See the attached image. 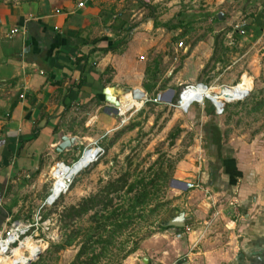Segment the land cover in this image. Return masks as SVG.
Instances as JSON below:
<instances>
[{"label":"crops","instance_id":"0c3cea01","mask_svg":"<svg viewBox=\"0 0 264 264\" xmlns=\"http://www.w3.org/2000/svg\"><path fill=\"white\" fill-rule=\"evenodd\" d=\"M209 1L215 7L238 0ZM118 2L0 0V232L19 205V189L38 187L46 169L73 160L80 147L113 129L115 108L101 91L109 86L115 96L112 88L120 85L105 72L121 60L110 15ZM258 8L254 25L263 33L264 6ZM200 116L203 122L208 117ZM216 125L222 147L203 151L200 135L196 157L173 174L199 185L169 189L183 225L165 224L177 214L172 208L168 227L135 251L145 261L131 257V264H264V132L224 140ZM61 135L74 142L56 153ZM227 156L233 163L222 166Z\"/></svg>","mask_w":264,"mask_h":264},{"label":"rangeland","instance_id":"374dc122","mask_svg":"<svg viewBox=\"0 0 264 264\" xmlns=\"http://www.w3.org/2000/svg\"><path fill=\"white\" fill-rule=\"evenodd\" d=\"M120 1L111 7L110 15H113L112 24L118 30L116 39H121L117 46L121 60L116 69L106 68L105 72L116 75L115 82L120 85L112 86V91L117 99L128 94L120 104L127 110L119 115L113 110L116 116L113 129L99 138H96L98 134L95 136L103 153L95 162L78 171L67 190L51 205L44 206L43 215L51 217L57 238L33 260L37 264H68L71 261L81 236L76 235L60 250L54 251L55 245L63 242L65 235L77 224L85 227L90 220L86 213L68 221L64 217L65 209L97 193L105 183L125 170L137 174L149 165L162 166L168 178L159 195H164L167 202L156 209L152 207L141 227L137 228V223L134 228L133 224L127 225L118 240L125 249L133 239L137 242L136 249L110 264H131V257L138 262L140 258H135L134 253L140 243L160 230L157 225H164L167 212L172 208L181 211L177 197L171 196L168 182L171 178L177 179L173 174L181 164L196 157L202 123H206L199 109L210 105L209 100L203 99L202 103L195 102L186 110L177 107V92L185 83L213 87L220 84L231 92L249 88L245 98L225 104L220 114L213 112L216 123L220 125L224 140H249L264 132V32L254 25V14L260 11L259 4L264 6L263 0L230 1L215 7L208 0ZM219 11L221 13L217 15ZM242 24L248 27L242 29L243 34L235 32V27L242 28ZM178 40L183 43L180 48L176 47ZM139 55L144 58L140 60ZM143 83L148 85V91L143 88ZM235 83L237 85L233 86ZM136 88L143 91L145 97L133 98L131 90ZM169 88L173 90L170 101L156 98ZM202 96L213 95L207 90L202 91ZM144 98L149 100L143 102ZM66 163L56 168L59 171L51 169L50 173L58 175L68 167ZM49 170L44 171L38 187H31L28 183L26 188L19 189L14 196L19 205L15 206L6 226L14 219H24L46 198L52 181ZM172 188H176L175 185ZM55 197L56 194L48 196L47 200ZM11 198L9 196L8 201ZM113 253L116 249H109L102 260Z\"/></svg>","mask_w":264,"mask_h":264},{"label":"trees","instance_id":"16d2710c","mask_svg":"<svg viewBox=\"0 0 264 264\" xmlns=\"http://www.w3.org/2000/svg\"><path fill=\"white\" fill-rule=\"evenodd\" d=\"M142 86L145 90H149L146 83H143ZM199 113L208 116L206 123H202L203 127L201 128V137L204 142L203 151H207L211 145L218 150L222 146L219 143L220 135L212 105L200 108ZM221 161L222 166L227 167L233 163V158L227 156L223 157ZM167 178L168 174L159 165H149L137 174H130L125 170L105 183L97 193L82 198L77 205L68 206L64 214L68 221H74L82 214L88 213L90 223L85 227L77 224V227L65 235L63 242L55 245L54 251L62 249L65 245L70 244L76 235H80L78 249L68 264H110L112 260L122 259L134 252L137 243L135 240L132 239L129 247L124 249L122 241L118 240V237L127 229L128 224H133L132 228L136 223L139 225L137 228L141 227L147 221L148 213L151 212L152 207L156 209L167 202L164 195H159V192L166 187ZM167 227L166 225H157L160 230ZM78 229L81 230V233ZM109 249L110 251L116 249V253H113L108 259L102 260L108 254ZM28 264L37 263L35 260Z\"/></svg>","mask_w":264,"mask_h":264},{"label":"built area","instance_id":"2783aa9c","mask_svg":"<svg viewBox=\"0 0 264 264\" xmlns=\"http://www.w3.org/2000/svg\"><path fill=\"white\" fill-rule=\"evenodd\" d=\"M81 5H83V1H78L77 6ZM236 28L239 29L238 27ZM14 31L15 29H12L10 30V33ZM239 33H243V31L239 29ZM182 46V41L178 40L176 42V47L180 48ZM138 58L142 60L144 57L143 55H139ZM196 84L201 85L202 83H185L182 86V88L177 93L176 106H178L180 102L181 95L185 93L189 94L188 91H191L194 86H197ZM235 85L237 84L235 83L233 86ZM248 92L249 88L241 89L238 91V95L233 99L228 100L222 96L219 102L216 103L215 101H212L213 104H210L213 107V112L215 114L222 113L225 104L245 98L248 95ZM145 100L148 101L149 99L144 98L143 102ZM152 100L154 101V99ZM195 102L197 101L194 99H189L188 106ZM197 103H202V101H198ZM114 108L116 110V114L119 115L120 112L118 106ZM90 150L94 151L91 155V158L87 159L86 163L82 165L78 171L95 162L100 154L103 153V148L100 145L98 139L90 141L87 145L83 146L77 156L71 160L69 164L66 163V165L72 166L74 163L78 162L86 152ZM61 164L65 163L59 161L56 162L53 166V169H56ZM51 175L52 181L48 188V195L46 198L42 200V202L39 203L27 217L24 219H16L11 221L9 225L0 232V260H2V262L5 264H28L38 257V255L43 251L49 242H52L57 238L55 233L56 228L52 227L53 222L51 217L44 216L43 210L44 206L51 205L59 195L63 194L67 190L70 182L66 181L64 185L59 186V190L56 189V197L48 201L47 198L53 192L54 186L57 182L56 177L53 174ZM60 183L58 182L57 185ZM185 184L188 188L199 186L196 181H186Z\"/></svg>","mask_w":264,"mask_h":264},{"label":"bare ground","instance_id":"6f19581e","mask_svg":"<svg viewBox=\"0 0 264 264\" xmlns=\"http://www.w3.org/2000/svg\"><path fill=\"white\" fill-rule=\"evenodd\" d=\"M197 86H194L192 88L191 91H188V93L182 94L181 95V99L180 102L178 104L177 107L181 108L182 110H186L188 108V103H189V99H194L195 101H202L203 99H207L210 102L211 101H215L216 103L220 101L221 97H225L226 99L230 100L235 98L238 95V92H231L229 89H226L227 87L224 85H218V86H208V85H204V84H196ZM219 89V90H218ZM209 91L213 96H209L208 98H206L205 96H202V91ZM201 91V92H200ZM168 95V94H167ZM128 94L124 93L122 94L119 98H118V109L119 112H124L127 109H122L120 104L124 99H127ZM164 98V97H163ZM167 98L165 97V100ZM164 100V99H163ZM168 101V100H166ZM187 103V105H186ZM93 150H90L88 152H86L82 158L74 163L72 166H68L66 169L61 170L58 175H55L57 182L54 186V190L53 192L49 195L52 196L54 194H56V189L59 190V186L64 185L66 183V181L71 182V178L78 172L79 168L84 165L87 161V159L91 158V155L93 154ZM60 183L57 185V183ZM173 186V185H172ZM0 264H5L4 262H2V260H0Z\"/></svg>","mask_w":264,"mask_h":264},{"label":"water","instance_id":"95a60500","mask_svg":"<svg viewBox=\"0 0 264 264\" xmlns=\"http://www.w3.org/2000/svg\"><path fill=\"white\" fill-rule=\"evenodd\" d=\"M101 92H102V95H103V99L108 104H110L113 107L118 106V99H117L116 96L111 94V88L109 86H105L102 89ZM166 94H168V95H166ZM172 95H173V90L169 88V89L163 91L161 94H157L156 98L158 100L164 102L163 97L164 98L166 97L167 100L170 101ZM131 96L133 98H135V99H139V98L145 97V94H144L143 91H141V90L136 88V89H132L131 90ZM210 103L213 104L212 101ZM73 142H74V138L73 137H68V136H65V135H61L60 136V141L55 146L54 151L56 153H58V152L62 151L63 149H70L72 144H73ZM168 184L170 186H172V185H182L183 187L186 186L185 183H183L181 181H178V180H175L173 178H171L169 180ZM165 224L168 225V226L176 227V228L181 227L183 225V212L182 211L177 212V214L175 216H173L170 220H168ZM140 260L144 262L145 258L142 257V258H140Z\"/></svg>","mask_w":264,"mask_h":264}]
</instances>
